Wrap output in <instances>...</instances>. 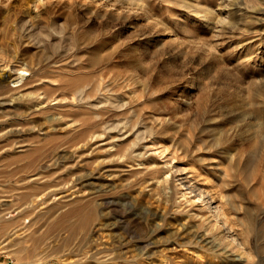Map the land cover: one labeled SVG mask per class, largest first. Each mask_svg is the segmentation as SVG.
<instances>
[{
  "label": "rangeland",
  "instance_id": "374dc122",
  "mask_svg": "<svg viewBox=\"0 0 264 264\" xmlns=\"http://www.w3.org/2000/svg\"><path fill=\"white\" fill-rule=\"evenodd\" d=\"M193 1L0 0V63L27 69L0 83V264H264V20ZM185 180L246 262L189 241L212 222Z\"/></svg>",
  "mask_w": 264,
  "mask_h": 264
},
{
  "label": "bare ground",
  "instance_id": "6f19581e",
  "mask_svg": "<svg viewBox=\"0 0 264 264\" xmlns=\"http://www.w3.org/2000/svg\"><path fill=\"white\" fill-rule=\"evenodd\" d=\"M29 1H32V0H29ZM89 1V0H88ZM91 3L92 1H96L97 4L101 5V6H105L107 4H110L112 2V4L116 3V2H124L123 0H116L115 2L112 1V0H90ZM193 1V0H191ZM110 2V3H109ZM195 1H193L192 3H194ZM95 3V4H96ZM121 3V4H122ZM31 4H34L33 2ZM94 4V3H93ZM96 4V5H97ZM110 4V5H112ZM113 4V6H114ZM196 4V3H195ZM221 4V7H220V10L218 9L219 12L215 13L214 14V10L213 9H209V8H212V7H209L206 9V11L215 16V20L217 21V26L219 27L218 29H221L222 27L223 28H226V30H232L235 28L236 24V20L238 21L237 18H239L240 20L248 17L249 15L251 16V19L253 17L254 18H258V19H262L264 20V0H228V2L226 3H223V2H220ZM127 5V4H125ZM139 5V4H138ZM144 5V4H143ZM141 4V6H143ZM192 5V4H191ZM109 6V5H107ZM121 6V5H120ZM129 6V5H128ZM140 6V5H139ZM204 6V5H203ZM121 7H124L121 6ZM200 7V6H199ZM208 7V6H207ZM35 7H33L34 9ZM113 8V7H112ZM145 8V7H143ZM196 10V9H195ZM198 10V9H197ZM147 12V11H146ZM216 12V11H215ZM148 15V14H147ZM206 15V14H205ZM203 16V15H202ZM208 16V15H207ZM206 16V18H207ZM210 16V15H209ZM238 16V17H237ZM144 17V16H143ZM250 19V18H249ZM250 19V20H251ZM242 21V20H241ZM237 23V22H236ZM239 25V24H238ZM222 30V29H221ZM224 30V29H223ZM222 30V31H223ZM26 67H23L22 65H19V64H14V63H4V64H1L0 63V83L3 85L5 83H9L10 81H13L14 79L16 80V78H18L19 76H23V74L25 75L26 74ZM23 78V77H22ZM27 78V77H26ZM19 79V78H18ZM87 84V83H86ZM6 85V84H5ZM1 86V85H0ZM86 88V86H85ZM75 92L79 93V96L80 94L84 93L82 91H85L87 89L84 90V84L82 85H76V87L74 88ZM85 94V93H84ZM88 95V94H87ZM46 98H47V94L44 95ZM45 98V99H46ZM3 99V98H2ZM45 99L41 100L44 101ZM6 101V98L5 100H3L1 102L2 103H5ZM120 123V122H119ZM122 123V122H121ZM115 126H118L116 124H114V129L116 130H122L121 127H115ZM21 128V127H20ZM111 127H109L110 129ZM112 128V129H113ZM127 128V127H126ZM104 130V129H103ZM17 132V131H16ZM98 132V131H97ZM90 134L88 135H91L90 136V139L92 138V136H94L93 139H100L102 136H103V131L100 130L98 133H96L94 130L89 132ZM89 138V137H88ZM114 144H112L111 146H113ZM24 146V145H23ZM27 146V145H26ZM25 146V147H26ZM109 147V146H108ZM114 147V146H113ZM118 147V145H117ZM120 147V146H119ZM118 147V148H119ZM117 149V148H116ZM114 150V149H113ZM115 152V151H114ZM118 152V151H116ZM138 152V151H137ZM113 153V152H112ZM141 154V152H138ZM137 154V153H136ZM171 161V160H170ZM174 164H171L170 165V168L173 166ZM145 171V170H144ZM76 175V176H75ZM74 178H72V182H73V185H75L76 181L74 182V180L80 178L78 177L77 178V174H75ZM82 175V174H81ZM89 175V174H88ZM91 175V174H90ZM80 176V175H79ZM82 177V176H81ZM90 177V176H89ZM88 176L86 177L85 180H87V178H89ZM182 179V178H181ZM187 179V177H186ZM80 180H82L80 178ZM80 180L78 183H80ZM84 180V178H83ZM81 185H79L80 187L85 183H91L90 181H81ZM183 183L185 184V188L187 189L186 191L188 192H191L192 191V197H197L198 199H200V201H202V203H204V205H199L200 209L201 208H206V210H208V213L203 215V213H199L201 218L203 219V217H206L208 218V221L209 222H212L211 223V227L210 228H207L206 230H193L191 232H189V241H192L191 239H195L196 242H201L202 241V244H206L207 246H210L214 249H218L220 250V252H224L226 257L228 258V260H234V261H237V262H246L249 258V251L247 252L245 249H237V248H233V245L235 244H232L228 239V237L231 238V240H234L237 238V235H236V232L231 228V226L228 225H225L224 227L222 226H218L216 225L217 222H221V223H224L226 224L224 221L227 220V213H226V210L219 204H212V199L213 197L208 194V191L207 189H204V187H200L199 185H197L196 183H191V182H188L187 180L183 181ZM93 184V183H91ZM99 186V184H95V187L96 189H99L100 187H97ZM185 191V192H186ZM185 196V195H184ZM194 199V198H193ZM123 202V201H122ZM218 203V202H217ZM205 206V207H203ZM127 208V207H126ZM113 209V208H112ZM119 209V207H118ZM131 210V208H130ZM202 210V209H201ZM204 210V209H203ZM148 212V211H147ZM194 212V211H193ZM160 213V212H159ZM197 213V212H196ZM153 214V217L157 216L158 215V212L157 211H153L152 212ZM231 215V214H230ZM135 216V215H134ZM229 216V215H228ZM136 222V221H135ZM113 223H115L113 221ZM138 224V223H137ZM220 224V223H219ZM140 225V223H139ZM223 225V224H222ZM112 226V225H111ZM138 226V225H137ZM205 226V225H204ZM118 227V226H117ZM185 227V226H184ZM182 228H183V225H182ZM114 229V228H113ZM117 229V228H116ZM155 229V228H154ZM112 230V229H111ZM153 230V229H152ZM221 230H223L221 232ZM106 231V230H105ZM110 231V230H109ZM112 232V231H110ZM115 232V231H113ZM112 232V233H113ZM111 233V234H112ZM106 234V233H105ZM114 235V234H113ZM104 236V235H103ZM107 236V235H106ZM115 236V235H114ZM151 235H147L143 241H141L140 243H137L138 245L136 246L137 247V250L139 251V253L141 254H144L146 252V254L148 253L149 254V250L150 248L154 245V239L150 237ZM185 236V235H184ZM119 237V236H118ZM157 237V236H156ZM104 238V237H103ZM239 238V237H238ZM237 238V239H238ZM142 240V239H141ZM108 241V240H107ZM239 243H241L240 241H238ZM172 243V242H171ZM115 246V245H114ZM241 246V245H240ZM95 247V246H94ZM125 247V246H124ZM129 247V246H128ZM135 247V248H136ZM153 248V247H152ZM151 248V250H152ZM246 248V246L244 247ZM79 249V248H78ZM113 249V248H112ZM154 249V248H153ZM209 249V248H208ZM94 250V249H93ZM102 250V249H101ZM120 250V249H119ZM132 251V250H131ZM153 251V250H152ZM104 252V251H103ZM106 252V251H105ZM217 252V251H215ZM77 253V252H76ZM135 253V252H134ZM206 253V252H205ZM119 254V253H118ZM121 254V253H120ZM128 254V253H127ZM126 254V255H127ZM86 255V254H85ZM84 255V256H85ZM89 255V254H88ZM125 255V256H126ZM131 255V254H130ZM133 255V254H132ZM80 256V255H79ZM83 256V257H84ZM223 256V255H222ZM212 258V257H211ZM103 259V258H102ZM91 260V259H90ZM210 260V259H209ZM226 260V259H225ZM229 260V261H230ZM47 261V260H46ZM105 261V260H104ZM208 261V260H207ZM94 262V261H93ZM102 262V261H101ZM232 262V261H230ZM196 263V262H195ZM194 263V264H195ZM209 263V261H208ZM212 263V262H211ZM43 264V263H42ZM87 264V263H86ZM91 264V263H90ZM110 264V263H109ZM188 264V263H187ZM213 264V263H212ZM239 264V263H238Z\"/></svg>",
  "mask_w": 264,
  "mask_h": 264
}]
</instances>
